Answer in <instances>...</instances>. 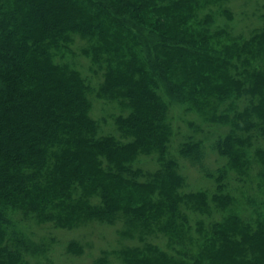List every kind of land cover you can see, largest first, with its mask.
Segmentation results:
<instances>
[{
	"label": "trees",
	"instance_id": "16d2710c",
	"mask_svg": "<svg viewBox=\"0 0 264 264\" xmlns=\"http://www.w3.org/2000/svg\"><path fill=\"white\" fill-rule=\"evenodd\" d=\"M211 7L0 0V264H53L55 240L36 244L33 230L96 220L123 227L126 241L98 264H264V26L218 42L231 36L214 29ZM78 53L91 76L73 65ZM93 92L119 103L109 130L93 115ZM178 103L212 125L207 136L193 121L177 134ZM208 147L225 157L215 170ZM183 159L212 188L189 190ZM85 248L75 238L67 246Z\"/></svg>",
	"mask_w": 264,
	"mask_h": 264
},
{
	"label": "rangeland",
	"instance_id": "374dc122",
	"mask_svg": "<svg viewBox=\"0 0 264 264\" xmlns=\"http://www.w3.org/2000/svg\"><path fill=\"white\" fill-rule=\"evenodd\" d=\"M211 2V9L215 10L217 14V21L215 23L216 31L220 32L224 29H229L230 36L228 39H219L226 44H234L237 38L241 35L245 37H250L251 34L255 31V29H260L264 26V0H231L227 5H224V2L217 0H203ZM226 6V7H224ZM230 9L232 12V18H229L227 12ZM207 11V9L205 10ZM204 11V12H205ZM218 22V23H217ZM228 23L230 28L226 26H222L223 24ZM226 27V28H225ZM215 31V32H216ZM224 31V30H223ZM221 36V35H220ZM82 37H78L75 41V48L81 49L84 45ZM246 39V38H245ZM261 50H263L261 48ZM79 52V51H78ZM79 54V53H78ZM72 59V58H71ZM73 65L80 69L85 76H91V61L83 55H75L73 57ZM100 79L97 76H93L91 79V83L94 86H99ZM92 103H93V115L100 120L104 117H107L110 124L104 126L106 130L111 129L110 125H112L114 115H118L120 112L119 103L114 100L109 101L106 99H97L96 93H92ZM118 104V105H117ZM118 106V107H117ZM171 115L173 117V123L175 126V131L177 134L181 135L183 133L190 132L191 127L189 125L190 122H198L205 129V133H199L200 138H204L206 135V131L208 133L211 130V126L206 124L199 117L193 113H187L185 106L183 104H176L171 108ZM112 122V123H111ZM199 125V126H200ZM179 135V136H180ZM178 136L179 141L181 140ZM209 146V144H207ZM225 160L224 156H220L216 154L215 148L210 149L208 147L206 163L211 167L212 170H215L220 164ZM182 170L188 177V188L190 189H199L203 187L212 188L213 184L206 176L205 170L202 169L195 160H182ZM214 188V187H213ZM187 234L189 237L192 235L196 238L201 236L197 231V225L193 228L187 227ZM124 228H127L124 226ZM190 228V229H189ZM123 229V227L119 228ZM118 225H108L107 222L102 220L92 221L89 225H84L78 229L69 231V230H54L50 228V224L44 226H39L37 229L33 230L32 241L39 243L42 241L43 237L47 235V238H53L51 243L52 251L46 254L49 257L52 256L55 258L53 264H98L97 257L103 256V252L105 250H111L115 248H121L124 246L126 242L123 240L121 233L119 232ZM44 230V232H41ZM48 230V231H46ZM36 235L38 237H36ZM55 237V239H54ZM79 239L85 242L86 248L85 252L80 253H71L67 250L68 242L72 239ZM31 241V242H32ZM136 245H141L136 244ZM112 264H123L122 261L112 262Z\"/></svg>",
	"mask_w": 264,
	"mask_h": 264
}]
</instances>
